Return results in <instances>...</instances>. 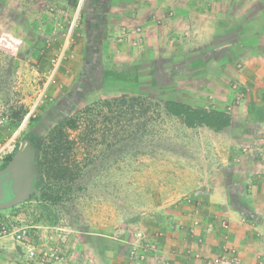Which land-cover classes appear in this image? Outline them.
<instances>
[{
    "label": "rangeland",
    "instance_id": "1",
    "mask_svg": "<svg viewBox=\"0 0 264 264\" xmlns=\"http://www.w3.org/2000/svg\"><path fill=\"white\" fill-rule=\"evenodd\" d=\"M71 22L62 39H24L21 48L9 44L20 39L0 36V107L10 126L0 141V161L27 147L33 162L29 196L0 208V217L25 226L26 241L41 254L61 255L62 264H100L104 241L110 252L120 245L131 261H145L154 241L145 228L156 223L154 216L165 218L182 202L199 206L194 193L209 185L220 155L226 156L218 147L222 137L211 129L228 123L229 109H207L186 93L191 82H165L168 70L154 79L142 69L139 80L131 69L74 63ZM123 95L139 96L135 110L119 116L117 106L103 107L104 100ZM168 99L180 103L183 114L167 108ZM88 106L93 111L84 112ZM79 111L81 123L68 130L77 145L64 159L73 178L56 183L44 175L39 183L37 151L56 124ZM24 251L15 264H28Z\"/></svg>",
    "mask_w": 264,
    "mask_h": 264
},
{
    "label": "crops",
    "instance_id": "2",
    "mask_svg": "<svg viewBox=\"0 0 264 264\" xmlns=\"http://www.w3.org/2000/svg\"><path fill=\"white\" fill-rule=\"evenodd\" d=\"M71 17L74 63L131 69L134 78L142 69L154 79L168 70L165 82H191L186 93L207 109H229L228 123L211 129L226 156L194 193L199 206L182 202L154 216L145 261H131L120 245L110 252L104 241L100 264H208L228 249L264 264V0H0V36L20 39L11 48L62 39ZM9 129L0 127V141ZM13 243L0 240V264L22 261L25 247Z\"/></svg>",
    "mask_w": 264,
    "mask_h": 264
},
{
    "label": "trees",
    "instance_id": "3",
    "mask_svg": "<svg viewBox=\"0 0 264 264\" xmlns=\"http://www.w3.org/2000/svg\"><path fill=\"white\" fill-rule=\"evenodd\" d=\"M150 98V95L148 96ZM139 96H119L117 98L106 99L103 101V107L108 111H113L114 106H117L119 116L122 114H127L135 110L136 103L139 102ZM166 107L173 109L175 106L179 108L178 113H182V105L176 101L170 99L164 102ZM93 106H88L83 110L84 112L93 111ZM148 109V108H147ZM147 109L144 112H147ZM81 111L76 112L74 115L65 118L51 129L48 138L44 141L42 148L37 151L35 168L38 172L42 173L39 177V183H43L44 175L51 181H56V183H61L62 180L66 181L68 177L73 178L74 173L71 171L70 162H64L66 157H69L70 153L73 151L74 144L73 140L69 138V129L78 128L82 119L80 115ZM77 145V144H76ZM14 155L9 156L6 161L9 162L13 159Z\"/></svg>",
    "mask_w": 264,
    "mask_h": 264
},
{
    "label": "built area",
    "instance_id": "4",
    "mask_svg": "<svg viewBox=\"0 0 264 264\" xmlns=\"http://www.w3.org/2000/svg\"><path fill=\"white\" fill-rule=\"evenodd\" d=\"M9 119L8 112L0 107V127L5 125ZM13 238L22 244L27 253L28 264H62L63 257L56 254L42 253L34 245L29 244L27 239V229L19 226L8 217H0V240ZM259 261L264 260V253L259 256ZM208 264H247L234 249H228L221 254L215 255L208 260Z\"/></svg>",
    "mask_w": 264,
    "mask_h": 264
},
{
    "label": "flooded vegetation",
    "instance_id": "5",
    "mask_svg": "<svg viewBox=\"0 0 264 264\" xmlns=\"http://www.w3.org/2000/svg\"><path fill=\"white\" fill-rule=\"evenodd\" d=\"M18 152L19 160L16 163L12 162V160L9 162L3 160L0 163V178L2 176L9 175H13L12 177L16 178V187L14 186V179L4 180V199H1L0 203L4 201H10L12 199H15L14 204L19 203L23 199L27 198L31 191V186L33 183V176L31 174L33 171L32 155L27 147L19 148ZM14 171L17 172L16 175L13 174Z\"/></svg>",
    "mask_w": 264,
    "mask_h": 264
},
{
    "label": "water",
    "instance_id": "6",
    "mask_svg": "<svg viewBox=\"0 0 264 264\" xmlns=\"http://www.w3.org/2000/svg\"><path fill=\"white\" fill-rule=\"evenodd\" d=\"M19 160V153H17L14 158L12 159V162L16 163ZM16 171L13 172L14 175H16ZM13 176V175H12ZM11 175L9 176H2L0 178V200L4 199V192H5V184L4 180L5 179H14V186L16 187V178H13ZM15 203V199H12L10 201H4L0 203V208L4 207H10Z\"/></svg>",
    "mask_w": 264,
    "mask_h": 264
}]
</instances>
